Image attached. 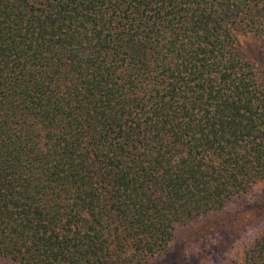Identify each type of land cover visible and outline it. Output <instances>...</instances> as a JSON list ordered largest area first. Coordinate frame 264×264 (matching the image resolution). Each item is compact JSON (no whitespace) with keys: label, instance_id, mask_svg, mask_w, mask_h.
Returning <instances> with one entry per match:
<instances>
[{"label":"trees","instance_id":"16d2710c","mask_svg":"<svg viewBox=\"0 0 264 264\" xmlns=\"http://www.w3.org/2000/svg\"><path fill=\"white\" fill-rule=\"evenodd\" d=\"M262 182L264 0H0V260L148 264Z\"/></svg>","mask_w":264,"mask_h":264},{"label":"rangeland","instance_id":"374dc122","mask_svg":"<svg viewBox=\"0 0 264 264\" xmlns=\"http://www.w3.org/2000/svg\"><path fill=\"white\" fill-rule=\"evenodd\" d=\"M212 224L215 230L208 232ZM263 229L264 182L232 199L222 213L178 224L168 251L148 264H227L239 260Z\"/></svg>","mask_w":264,"mask_h":264}]
</instances>
